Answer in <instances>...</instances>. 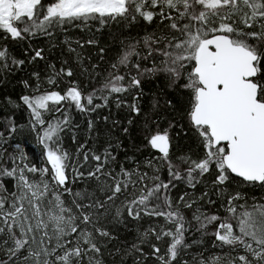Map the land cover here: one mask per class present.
Instances as JSON below:
<instances>
[{
    "label": "snow or ice",
    "instance_id": "1",
    "mask_svg": "<svg viewBox=\"0 0 264 264\" xmlns=\"http://www.w3.org/2000/svg\"><path fill=\"white\" fill-rule=\"evenodd\" d=\"M137 17L149 24L159 17L168 34L145 36L144 54L137 50L141 41L122 48L99 89L85 95L74 85L63 94L49 91L20 97L31 111L32 129L42 146L46 166L25 163L26 155L19 144L16 145L18 154L10 155L7 160L0 156V253H3L0 264L19 261L83 264L85 258L88 264H102L89 255L101 252L97 237L111 238L110 232L101 226V210L106 212L108 201H114L118 194L137 185H140L139 195L122 205L127 215L135 220L141 219L142 214L163 218L164 224L146 229L130 252L135 251L147 260L148 254L141 247L147 238L153 237L156 241L167 238L163 253L157 244L150 245L151 256L160 264H181L178 260L181 252L191 245L185 241L189 228L180 205L191 209L206 198L210 205H215L216 200L207 191L195 198L184 192L173 205L170 192L177 181L195 189L209 174L214 177L212 191L221 200L219 207L227 215L208 214L197 207L193 213L197 231L207 234L208 227L214 225L212 235L220 242L219 246H229L233 251L241 248L247 253L229 259L227 264H237V261L264 264V197L260 200L253 197L249 204L244 193L228 190L234 180L238 187L264 188V0H50L47 4L45 0H0V31L5 33V39L14 41L38 34L52 36L50 29L76 22L87 25L97 21L104 26L118 22V18L134 22ZM253 28L258 30H244ZM32 51L29 62L44 59V49ZM140 60H151V66L142 67ZM24 64L25 60L11 57L6 47L0 48V70ZM129 65L135 68L136 74L129 73L126 77L119 70ZM49 67L50 85L57 83V77L73 75L70 68L57 71L55 65ZM32 75L39 81L38 72ZM160 75L170 91L185 96L182 119L187 129L180 124V131L184 135L191 132L203 155L192 159L190 154H185L177 157L179 163H173L170 131L179 122L173 119L163 130L157 121H153L155 130L146 123L144 147L158 153L145 161V166L153 169L151 178L138 167L129 170L121 164L118 172L112 168L116 155L111 144L101 154L86 150V143L80 144L74 160L62 147L61 133L70 123L69 117L65 115L54 122L44 118V112L53 110L49 102L54 106L67 101L80 112H94L107 107L113 95L117 108L126 106L131 114L140 115L143 85ZM23 83L29 87L27 81ZM97 92L101 94L102 104L94 103ZM125 95L131 96V101L121 99ZM166 106L175 115L173 101L167 100ZM152 107L156 110L158 101L154 100ZM88 127L91 131L92 121ZM15 131V126L10 127L9 132ZM123 131L127 133L128 129ZM119 146L117 141L116 147ZM80 153L82 163L78 159ZM85 165L89 166L88 171H80ZM160 165L167 168L166 182L156 174ZM181 165L187 167L181 170ZM69 169L72 177L68 175ZM4 178L13 181L11 190ZM83 178L97 181V190L104 192L105 198H96L95 192L73 191L70 184ZM148 179L153 181L151 187L145 183ZM120 216L121 210L117 208L116 217ZM220 260L215 257L213 264H220ZM136 264H141L139 258ZM199 264L205 262L201 260Z\"/></svg>",
    "mask_w": 264,
    "mask_h": 264
},
{
    "label": "trees",
    "instance_id": "2",
    "mask_svg": "<svg viewBox=\"0 0 264 264\" xmlns=\"http://www.w3.org/2000/svg\"><path fill=\"white\" fill-rule=\"evenodd\" d=\"M50 0H45L47 4ZM245 11H248L246 8ZM238 20V17H237ZM167 23V22H165ZM243 27V25H237ZM245 31H256L258 29H244ZM52 36L38 34L36 37H30L22 41H14L5 39V33L0 31V48L6 47L11 57L15 59L25 60V64L20 67L11 66V70H0V156L7 160L10 155H16L20 150L16 145L21 146V150L26 155L25 163L35 165L37 167L46 166V158L43 154L42 146L39 144L37 134L32 129V116L30 109L23 104L20 97L23 95L34 96L40 95L49 91H59L63 94L68 87L78 86L85 95L92 93L95 89H99L105 78L112 71L111 65L116 62V58L121 49L129 44L137 45V50L144 54L142 40L145 36L155 33L156 35L168 34V29L160 23L159 17L149 24L137 17V20L130 22L127 20L112 21L104 26H101L97 21H90L87 25L69 24L61 27L50 29ZM89 40L94 41L88 44ZM79 42V43H77ZM81 45H83L81 47ZM44 49V59H37L33 62L30 57L34 54L33 49ZM70 49H74L70 50ZM103 50V51H101ZM159 60V57H157ZM133 62L136 59L133 58ZM142 67L151 66V60H140ZM49 65H55L57 71L61 68L71 69L73 75L71 77H57V83L50 85L47 82L49 75H52V70ZM120 73L136 74L135 68L129 65L127 68L121 67ZM38 72L40 79L32 75ZM23 81H27L29 87H25ZM39 84V91L37 85ZM101 94L97 92L94 103L102 104ZM121 99L131 101V96H122ZM158 101V107L153 110V101ZM172 100L176 106V113L173 114L172 109L166 106V101ZM116 97L113 95L108 102L107 107L98 108L94 112H80L74 105L67 101L61 102L59 105H51L53 110L44 112V118L47 121H55L63 119L67 115L70 123L67 125L64 132L61 133L62 147L68 153L76 157V150L80 144L86 143V150L91 149L97 154H101L109 144L113 145V154L116 155V161L111 167L118 172L121 164L129 170L139 168L140 172H148L149 177L153 176V169L145 166V161L158 155L155 150L144 147L147 134L145 124L147 123L153 130L156 124L159 123L161 130L168 127L169 121L175 119L179 123L170 131L171 136V158L173 163H179L177 157L190 154L192 159H199L203 152L198 145L197 140L191 132L184 135L180 131V124H184L187 129V124L182 119L183 111L186 106V98L183 95H178L170 91L166 87V80L163 75H160L152 80L146 81L143 85V96L140 98V115L131 114L126 106L116 107ZM59 108L60 111H55ZM107 117V120L104 118ZM132 120L129 124L128 121ZM89 121H92L93 127L89 131ZM15 126V132H9L10 127ZM124 128L128 132L123 131ZM177 133H180L177 135ZM75 136V142H73ZM119 141V147H116ZM78 159L83 162V154L80 153ZM93 163L94 162H90ZM11 166V165H9ZM88 165H85L80 171L87 172ZM187 165H181V170ZM160 179L168 180L167 168L163 165L159 166ZM31 176V174H29ZM68 175L73 176L71 169L68 170ZM38 179V177H32ZM101 179H104L103 177ZM135 179V177H133ZM213 175H206L197 184L195 189L189 188L186 183L177 181L176 187L171 190L170 195L173 200V205L176 204L179 196L188 192L192 198L200 196L201 193L207 191L209 196L216 200L215 205L208 204L207 198L203 201H198L191 209H186L180 205L181 211L188 224L189 230L185 233V241L191 247L181 252L178 260L181 262L188 261V264H199L201 260L205 264H213L215 257H220V264H227V261L238 255L247 254L241 248L233 251L229 246H219L220 242L215 241L212 232L215 231L214 225H210L207 229V234L197 231V222L193 219V213L199 207L208 214H217L221 217L227 215L225 210L219 205L221 200L212 191L211 181ZM6 186L11 190L13 181L4 178ZM152 179H148L145 183L149 187L152 185ZM97 181L90 178H83L76 183L70 184L73 191L80 192H95V197L104 199L105 193L97 190ZM111 183V181H109ZM140 185L129 187L117 195L114 201H108L105 204L101 218V226L110 232L111 238L97 237V244L101 248L99 254L89 253L95 256L96 259L102 261V264H136L139 258L141 264H160V261L151 256V244H157L162 253L166 250L168 239L156 241L153 237L147 238V243L142 244L144 253L148 254L147 260L140 256L139 253L131 251L132 245L138 243L144 231L150 227L164 224L163 218L143 216L139 220L132 219L127 215V211L123 204L139 195ZM230 192L241 191L247 198V202L251 204L252 198L260 200L264 197V188L250 187L247 185L238 187L235 180L228 186ZM70 201L71 197H65ZM264 202V201H262ZM238 203H244L239 201ZM120 208L121 216L116 217V210ZM172 227V225H168ZM3 253H0L2 255ZM251 259V257H249ZM18 264H23L19 261ZM83 264H88L87 258ZM239 264V261H237Z\"/></svg>",
    "mask_w": 264,
    "mask_h": 264
}]
</instances>
